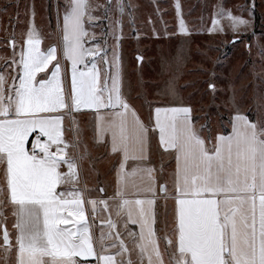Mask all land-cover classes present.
Returning <instances> with one entry per match:
<instances>
[{
  "label": "snow or ice",
  "instance_id": "6c2138e0",
  "mask_svg": "<svg viewBox=\"0 0 264 264\" xmlns=\"http://www.w3.org/2000/svg\"><path fill=\"white\" fill-rule=\"evenodd\" d=\"M85 10L86 0H74L71 13L65 17L64 54L72 61L70 104L58 62L50 79L37 80V75L57 59V50L53 47L41 52L34 33L27 40L28 49L21 60L23 74L14 98L3 95L4 78L0 76V163L5 166L9 202L15 206L17 264H78L77 257H97L102 264H117L116 256L96 252L79 193H68L73 198L65 199L64 193L56 191L69 178L59 171L61 163L70 170L74 165L65 159L63 117L53 114L70 106L97 111L120 107L124 111L115 114L119 122L109 121L110 127L105 129L112 132V151L123 152L126 161L133 139L128 135L129 105L121 95L119 71L109 78V85L108 80L101 82L95 64L88 71L77 68L84 56L81 39L86 35L82 25ZM189 112L188 108L156 110L160 144L166 151L177 152L174 264H264V127L258 128L238 115L234 134L219 137L208 149L187 122ZM132 115L135 117L134 112ZM135 123L139 128L134 130V141L142 144L146 129L138 119ZM33 133L37 135L29 151L26 145ZM53 146L56 151H52ZM101 203L107 206L106 201ZM145 204L148 209L143 207ZM153 204V200L122 199L117 215L127 207V216L132 220L136 211L140 219L132 222L141 225V242L137 245L141 254L147 255L148 264H164L153 239ZM133 205L139 206L138 210ZM68 224L72 227H63ZM108 226L116 228L111 219ZM3 241L11 247L6 228ZM168 243L173 241L169 239ZM120 247L128 251L123 240Z\"/></svg>",
  "mask_w": 264,
  "mask_h": 264
},
{
  "label": "rangeland",
  "instance_id": "374dc122",
  "mask_svg": "<svg viewBox=\"0 0 264 264\" xmlns=\"http://www.w3.org/2000/svg\"><path fill=\"white\" fill-rule=\"evenodd\" d=\"M72 2L0 0V28L18 39L44 35L51 23L58 30L61 7ZM85 19L89 63L109 85L118 70L122 98L138 110L148 113L156 104L188 103L210 140L229 128L236 113H246L258 128L264 127V0H86ZM3 49L9 51L6 39L0 41V56ZM85 134L93 144L90 123ZM70 147L67 155L74 169L67 165L63 172L78 176L84 193L99 196L105 185H99L97 175L102 179L106 173L110 182L112 159L99 150L108 169L101 163L95 175L96 166L92 171L88 167L90 154H85L81 139L76 150ZM3 180L0 163V183ZM0 192V210L9 209L5 191ZM168 205L172 239L173 212ZM161 219L163 224V212ZM161 230L162 249L174 264L176 250L166 244ZM3 256L0 251V263Z\"/></svg>",
  "mask_w": 264,
  "mask_h": 264
},
{
  "label": "crops",
  "instance_id": "0c3cea01",
  "mask_svg": "<svg viewBox=\"0 0 264 264\" xmlns=\"http://www.w3.org/2000/svg\"><path fill=\"white\" fill-rule=\"evenodd\" d=\"M74 2L70 4L63 5L61 9H64L63 16L60 18L59 29L51 27L46 30L44 35H35V38L39 39L40 43L37 46L41 52H47L48 49L55 47L57 59L52 61L48 69L45 72L39 73L37 75V80L40 79H50L51 73L54 70V65L58 62L60 65V78L62 80L63 86L65 88V95L68 98L70 104V91H71V77H72V61L68 59L64 54L65 42V17L71 13ZM66 11V12H65ZM53 22V21H52ZM8 23V22H6ZM13 21H10V25ZM2 24V23H0ZM83 30L86 33V19L85 14L82 17ZM7 29V28H4ZM0 28V41L6 39L9 44V51L4 50V54L0 56V76L4 78L3 84V95L5 97L15 96V89L19 86L20 77L23 74V66L21 60L23 55L27 52L28 44L27 40L29 36L22 37L18 39L14 37L13 34H8L7 31ZM13 41L14 50L11 51L10 41ZM82 47L84 49L83 62L77 65L78 70L88 71L92 68L94 63H89L88 61V52H87V36L84 35L81 39ZM97 68V67H96ZM98 70V69H97ZM124 99V98H123ZM129 105L127 111L126 120L128 125V135L133 137L130 139L129 145V159L125 161L124 154L121 151H112V132L105 131L110 127L109 121L119 122V118L115 115L116 113L124 111L120 107L116 108H102L99 111L92 108H80L76 110L74 107H69L62 109L60 112L53 115H61L62 120V130H63V140L67 144L65 148V159L70 160L67 155L68 149L71 148L73 144L75 150L77 149V142L81 139L82 145L85 150V154H90L88 156L90 165L88 167L92 171V167L96 166V170L93 169L94 174L96 175L101 166L104 169L106 163L102 161V157H109L112 162L111 180L107 179L108 176H104L102 179L100 177L97 180L103 181L105 185L104 192L99 196H96L92 193H84L82 187L80 186V180L78 176H72L71 174L67 175V171L63 172L67 164L61 163L59 171L62 174H65L66 177H69L66 182H62L57 186V193H64L65 199H72L73 196H68V193L77 194L79 193L80 197L83 199V207L85 209V215L87 217V222L89 224V230L93 237V246L97 253L103 255H114L116 256L117 264H128L130 260L132 264H148L147 255H142L140 248L137 246L140 241L141 235V225L139 222L133 223L132 220L139 221V216L136 214V211L133 212L132 220L127 216V207L123 209L119 215H117V205L122 202V199H127L129 201L140 200H153L154 204L151 206V211L154 213L155 223L152 225L155 236L153 239L159 246V251L162 254L164 264H173L172 259L169 258V255L165 253L161 245V232L162 227L164 229V237L166 244L176 250V237L171 239L170 230L167 227H170L172 223H169L170 220L168 215V203H171L172 212H173V224L175 229V212H176V171H177V152L175 150L169 149L165 150L159 140V129L156 127V110L157 109H171V108H188L190 112L188 113V123L190 124L192 130L205 141V146L208 149H212L213 146L217 143L218 138L229 137L234 134L233 128L237 124L236 117L244 116L248 119L250 123H257L252 120L246 113H236L230 119L229 132L228 133H218L214 140H210L208 136L203 132L198 124V120L195 118L193 106L188 103H160L154 105L150 111L145 113L144 111L138 110L132 103L124 99ZM7 103V100H5ZM135 113V117L132 113ZM163 115V114H162ZM103 117V119H101ZM139 120L140 124L143 125V128L146 131L143 133V143H135L134 141V130L139 128V125L135 123L136 120ZM180 119L183 120V114H181ZM91 124L93 134L92 141L93 144L89 145L85 130L88 127V124ZM118 132V130H117ZM37 135L33 133L28 138V144L26 147L31 151L32 138ZM43 140L46 138L41 137ZM31 141V142H30ZM63 147V145H61ZM100 151H104L103 156L98 157ZM52 151H56L55 146H53ZM96 153V154H95ZM93 155L96 156L95 160ZM136 156V159H132V156ZM82 155L79 152L78 158ZM86 156V157H87ZM77 157V156H76ZM102 163V164H101ZM124 165L123 169L121 165ZM74 169V168H73ZM165 169V170H164ZM2 170L5 173V166L2 164ZM164 170V173L162 172ZM73 170L71 169V172ZM76 172V171H74ZM110 183V184H109ZM2 186V187H1ZM0 188L5 191L7 203L9 204V209L0 210V239H1V253L4 252L3 259L0 264H17L18 258V246L16 244V237L18 235V230L14 227L16 223V217L13 215L14 205L9 202V194L6 187L5 175L3 182L0 183ZM166 189V190H162ZM101 190V188H100ZM119 193V195H118ZM95 201L96 204L93 205L90 203ZM101 201H106L107 206L101 203ZM134 209L138 210L139 206H132ZM145 209L149 208V205H143ZM93 208L95 210L93 211ZM164 210V211H163ZM164 213V219L162 224L161 213ZM171 218V219H172ZM111 219L115 224V229H110L108 226V220ZM2 222L6 224V229L9 233V238L11 242V247L4 244L2 237ZM162 226V227H161ZM63 227H72V224L63 225ZM145 236H147V230H144ZM109 233L111 235L109 236ZM103 237V239H102ZM173 240V243L169 245L168 240ZM123 240L124 245L127 247L128 251H123L120 247V241ZM115 244L116 247H112ZM117 252H120L121 255H116ZM149 254H151V248H149ZM171 254V253H170ZM173 254V253H172ZM83 261L94 262L96 264H102V261H99L97 257H88L81 258L77 257ZM153 261L155 262V256L153 255Z\"/></svg>",
  "mask_w": 264,
  "mask_h": 264
},
{
  "label": "water",
  "instance_id": "95a60500",
  "mask_svg": "<svg viewBox=\"0 0 264 264\" xmlns=\"http://www.w3.org/2000/svg\"><path fill=\"white\" fill-rule=\"evenodd\" d=\"M238 41V39H234L233 42H236ZM10 48H11V51L14 50V44H13V41L11 40L10 41ZM138 59L140 60V57H138ZM6 228V224L4 222H2V225H1V229H2V237H3V231L4 229Z\"/></svg>",
  "mask_w": 264,
  "mask_h": 264
},
{
  "label": "built area",
  "instance_id": "2783aa9c",
  "mask_svg": "<svg viewBox=\"0 0 264 264\" xmlns=\"http://www.w3.org/2000/svg\"><path fill=\"white\" fill-rule=\"evenodd\" d=\"M35 137H36V135L33 136V138H32V143L33 144L35 142ZM41 140H43V139L41 138ZM31 149H32V147H31ZM77 262H78V264H96L94 262L83 261V260H80V259H77Z\"/></svg>",
  "mask_w": 264,
  "mask_h": 264
},
{
  "label": "trees",
  "instance_id": "16d2710c",
  "mask_svg": "<svg viewBox=\"0 0 264 264\" xmlns=\"http://www.w3.org/2000/svg\"><path fill=\"white\" fill-rule=\"evenodd\" d=\"M259 25V18L257 17L256 18V21H255V32L257 31V26ZM229 128L228 129H226L225 131H224V133H228L229 132ZM31 142V141H30ZM1 193V192H0ZM1 201H2V198H1V194H0V203H1ZM2 204V203H1Z\"/></svg>",
  "mask_w": 264,
  "mask_h": 264
}]
</instances>
